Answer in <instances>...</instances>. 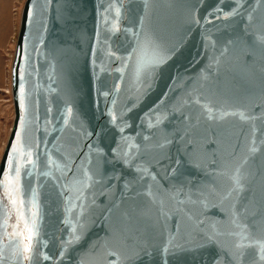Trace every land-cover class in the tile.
<instances>
[{
    "label": "snow or ice",
    "instance_id": "obj_1",
    "mask_svg": "<svg viewBox=\"0 0 264 264\" xmlns=\"http://www.w3.org/2000/svg\"><path fill=\"white\" fill-rule=\"evenodd\" d=\"M53 3L29 0L28 22L38 14L44 17ZM222 5L224 0L207 6L206 0H112L107 7L98 6L93 56L102 43L108 60L118 62V78L97 88L106 100L110 130L87 131L77 122L72 104L65 102L58 116L46 107V135L34 136L40 131L38 102L34 118L26 120L25 86L20 83L19 127L0 178L9 201L0 221V264H5L9 247L16 264H64L69 256L74 264H183L185 256L192 258L191 264H207L200 257L208 249L213 250L211 264H264V99L252 103L245 92L221 101L219 90L208 86L214 67L218 72L222 64L239 63L246 56L254 63L257 48L264 51V0H234L228 10ZM161 8L169 13L162 14ZM213 20L231 27L234 37L218 48V42L202 32L207 68L169 105L170 94L184 79L178 71H169V62L182 47L178 37L203 27L201 21L211 25ZM101 21L112 34H123L115 49L112 36L101 42ZM260 70L264 73V64ZM165 78L172 81L169 91L140 117V131L125 135L132 127L128 114ZM121 93L127 94L122 108ZM224 123L231 129V142L221 148ZM49 126L61 134L53 141L46 138ZM93 134L100 138L97 142ZM116 164L121 165L119 173ZM114 182L119 202L113 193L109 205L101 206L98 195L106 197ZM45 187L49 211L42 213L39 190ZM124 203L128 207L111 223L113 209ZM13 210L17 223L9 225ZM45 215L55 217L51 235L44 230ZM98 218L109 222L105 236L80 247L89 224Z\"/></svg>",
    "mask_w": 264,
    "mask_h": 264
},
{
    "label": "water",
    "instance_id": "obj_2",
    "mask_svg": "<svg viewBox=\"0 0 264 264\" xmlns=\"http://www.w3.org/2000/svg\"><path fill=\"white\" fill-rule=\"evenodd\" d=\"M43 4L44 0H38ZM112 0H54L52 8L41 17L39 14L33 19L30 24L26 18V9L29 0H24L18 32L13 48V54L10 64V93L13 108L12 124L6 139L4 148L0 156V178H2L3 169L6 166V155L11 149V142L15 138V131L19 127V85L23 82L25 86V103L26 112L25 118L31 121L35 114L38 102L40 115V131L33 132L34 136L41 138L45 137V109L51 107L53 109L52 116H58L60 111L64 109L65 102H69L73 106L74 114L78 123H82L87 131L91 132L95 129L96 132H101V128H111L107 124L108 116L106 114V100L103 96L97 94V88L101 85L110 86L112 81L118 78L119 73L114 69L118 67V62H111L105 55V47L103 44H97V52L95 56L92 53V45L96 44L95 32L97 28V11L98 6L107 7ZM127 3V0H125ZM135 3H141V0H134ZM161 4L167 3V0H159ZM215 0H206V6L214 4ZM254 2V0H253ZM234 0H224L226 6L232 5ZM103 13V8H99ZM162 14H168L169 10L161 8ZM201 14H204L203 9ZM62 15V19L58 16ZM114 15V13H113ZM234 23V22H228ZM46 24L47 28L43 27ZM124 24V21H121ZM203 27H193L190 34H184L178 37L182 41L180 52L172 61L169 62V71L172 75L178 71L184 79L180 84L176 85V92L170 94L168 104L176 103L187 89H190L197 76L202 70L207 68L209 63L207 56L204 55V40L202 32L210 34L211 38L217 41V47H221L230 37H234L235 33L231 27L226 24L213 20L211 25H205L201 21ZM242 27V25H240ZM101 42L112 36L110 43L113 48L119 46L123 40V34H112L107 31V26L101 21ZM27 37V40H25ZM45 41L40 44V39ZM251 39V37H249ZM37 49L39 51H37ZM253 63L252 56L242 57L239 63H224L217 72L215 67L211 70L214 79L210 82V87L219 90L218 99L221 101L232 100L237 96H243L248 93V100L252 103H261L264 96V73L261 72V64H264V51L257 48ZM95 64V66H94ZM24 70V79L20 80V67ZM95 74V75H94ZM191 77V79H188ZM98 78V79H97ZM172 83L169 79H161L157 81L154 89L144 96L139 106L134 108L128 114V123L131 128L125 130V135L135 136L140 129L137 125L140 124V117L144 116L154 104L161 98L163 92L169 91L167 85ZM187 85V89L184 87ZM101 90H106L102 88ZM126 93H121L119 107L122 108L125 102ZM247 102V101H245ZM107 105L111 106V97L107 100ZM178 116V114H176ZM59 124L55 127L59 128ZM31 127V126H30ZM212 127H217L212 125ZM224 129L222 136L221 148H225L231 142L230 131L227 123L221 125ZM46 138L49 141L55 140L56 136L61 135L59 132L52 133V127L49 126ZM111 134V131L108 133ZM98 138L95 134L92 136V141L97 142ZM43 147V146H41ZM49 149L54 147L53 144L48 145ZM101 148H105V143H100ZM87 151V148H84ZM259 159V157H258ZM116 172L121 171V165H115ZM112 167L109 166L108 172L111 173ZM41 184L45 181L40 180ZM122 187L123 181L118 182ZM40 210L42 213L49 211V203L47 201L48 189L41 188L40 190ZM115 194L117 202H119L121 193L117 190V184L114 182L109 194L99 196L97 203L101 206L109 205L112 200V194ZM6 194L0 189V221L3 219V205H8ZM128 207V203L120 204L116 209H113L111 223L115 224L118 221L120 214ZM218 210H210V214H217ZM28 215L25 210V216ZM55 221L54 216H44V230L51 235V225ZM9 225L17 223L16 211L13 210L8 219ZM108 223L103 218L96 219L95 224H89L85 238L80 245L84 247L88 242L95 240L97 237H104L108 229ZM23 227V222L20 224ZM11 232V227L8 228ZM2 233V230H0ZM58 235V233H57ZM65 235H67L65 233ZM4 242L8 243V238L4 236ZM41 239H46L43 235ZM74 255V253H71ZM213 250L208 249L201 254V259L207 264H211ZM5 264H16L11 258V248L5 251ZM191 257L185 256L181 260L183 264H191ZM64 264H74L71 257H66Z\"/></svg>",
    "mask_w": 264,
    "mask_h": 264
},
{
    "label": "rangeland",
    "instance_id": "obj_3",
    "mask_svg": "<svg viewBox=\"0 0 264 264\" xmlns=\"http://www.w3.org/2000/svg\"><path fill=\"white\" fill-rule=\"evenodd\" d=\"M23 0H0V156L13 119L9 71Z\"/></svg>",
    "mask_w": 264,
    "mask_h": 264
},
{
    "label": "bare ground",
    "instance_id": "obj_4",
    "mask_svg": "<svg viewBox=\"0 0 264 264\" xmlns=\"http://www.w3.org/2000/svg\"><path fill=\"white\" fill-rule=\"evenodd\" d=\"M23 2H24V0L22 1L21 7H20V9H19V19H20V13H21V9H22ZM18 26H19V22H18ZM17 32H18V28H17L16 35H15V38H14V45H15V40H16ZM13 48H14V47H13ZM11 59H12V57H11ZM10 63H11V62H10ZM9 85H10V71H9ZM9 94L11 95V93H10V89H9ZM9 130H10V129H9ZM4 145H5V144H4ZM3 148H4V146H3Z\"/></svg>",
    "mask_w": 264,
    "mask_h": 264
}]
</instances>
